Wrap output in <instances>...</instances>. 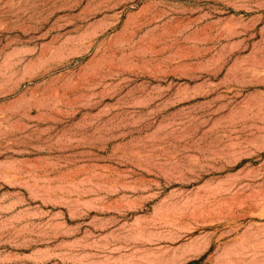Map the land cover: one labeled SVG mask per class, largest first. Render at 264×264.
<instances>
[{"label":"rangeland","instance_id":"rangeland-1","mask_svg":"<svg viewBox=\"0 0 264 264\" xmlns=\"http://www.w3.org/2000/svg\"><path fill=\"white\" fill-rule=\"evenodd\" d=\"M0 264H264V0H0Z\"/></svg>","mask_w":264,"mask_h":264}]
</instances>
